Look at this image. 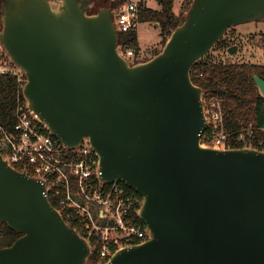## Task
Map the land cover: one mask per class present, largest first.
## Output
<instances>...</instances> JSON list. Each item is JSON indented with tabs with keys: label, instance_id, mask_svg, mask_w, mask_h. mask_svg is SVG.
Returning a JSON list of instances; mask_svg holds the SVG:
<instances>
[{
	"label": "water",
	"instance_id": "95a60500",
	"mask_svg": "<svg viewBox=\"0 0 264 264\" xmlns=\"http://www.w3.org/2000/svg\"><path fill=\"white\" fill-rule=\"evenodd\" d=\"M90 5L4 0L0 44L49 132L69 148L87 139L99 179L144 198L151 239L89 263V243L45 183L0 154V225L22 234L0 249V264H264V151L201 145L204 90L191 77L231 28L264 18V0H194L160 53L137 64L118 51L112 9L89 14ZM253 80L264 97V80Z\"/></svg>",
	"mask_w": 264,
	"mask_h": 264
},
{
	"label": "built area",
	"instance_id": "2783aa9c",
	"mask_svg": "<svg viewBox=\"0 0 264 264\" xmlns=\"http://www.w3.org/2000/svg\"><path fill=\"white\" fill-rule=\"evenodd\" d=\"M114 22L119 33L137 28L138 3H125L114 13ZM118 51L129 60H140L134 49L119 46ZM10 61L0 58V76L14 75L24 81L22 71ZM202 101L208 124L201 145L230 149L233 137L225 127L222 101L210 95H203ZM15 116L12 124L0 123V154L10 167L45 183L49 200L52 195L57 204L55 209L69 225L73 222L81 227L92 254L95 250L101 259L99 263L151 239L140 217L144 198L123 183L99 179L100 156L87 139L78 148L67 147L27 102L19 103ZM236 139L247 143L243 132ZM260 146L264 151V138Z\"/></svg>",
	"mask_w": 264,
	"mask_h": 264
},
{
	"label": "trees",
	"instance_id": "16d2710c",
	"mask_svg": "<svg viewBox=\"0 0 264 264\" xmlns=\"http://www.w3.org/2000/svg\"><path fill=\"white\" fill-rule=\"evenodd\" d=\"M3 1L0 0V31L2 30L1 6ZM89 1H91V5L88 13L94 14L103 7L111 8L113 13H115L130 0ZM147 1H139V23L158 24L161 30L160 44L163 47L171 33L186 21L188 13L184 17L176 15L175 0H155L159 5L158 10L147 7ZM193 1L188 0L189 10ZM94 3H97V5L95 6ZM119 46L134 49L137 55H140L141 48L138 41L137 28L127 33L120 32ZM158 53L160 51H157L155 55ZM8 60H10L9 57ZM202 60L193 66L191 77L194 84L204 90L205 96H214L222 101L225 127L233 137L230 147L263 149L260 146V140L264 138V97L253 77L258 76L264 80V65L226 63L222 61L203 62ZM140 62L144 61L135 60L134 64ZM11 63L16 67L13 62ZM23 79L24 81L26 80L24 74ZM24 81H19L18 77L14 75L0 76V123L4 125L14 123L19 103H26L22 94V88L26 83ZM242 132L246 136L247 143L238 142L236 139ZM50 201L54 207H57L52 195H50ZM70 226L83 236L81 227L77 223L72 222ZM21 236V233L14 231L7 223L1 224L0 249L11 246ZM99 262H101V259L94 250L89 263Z\"/></svg>",
	"mask_w": 264,
	"mask_h": 264
},
{
	"label": "rangeland",
	"instance_id": "374dc122",
	"mask_svg": "<svg viewBox=\"0 0 264 264\" xmlns=\"http://www.w3.org/2000/svg\"><path fill=\"white\" fill-rule=\"evenodd\" d=\"M139 4L140 0H133ZM147 7L158 10L159 5L155 0H148ZM175 14L184 17L188 13V0H175ZM2 24V20H1ZM138 41L141 48L139 59L148 61L155 56L157 51L162 50L161 30L155 24L139 23L137 27ZM228 39H234L233 45L238 47L235 54L228 53L227 43H218L210 53L202 60L203 62L222 61L226 63L264 65V18H256L245 24L231 28ZM226 33V34H227ZM232 43V42H231ZM231 45V46H233ZM0 58L8 60L7 53L0 44ZM132 63L135 59H130Z\"/></svg>",
	"mask_w": 264,
	"mask_h": 264
},
{
	"label": "flooded vegetation",
	"instance_id": "af4514ba",
	"mask_svg": "<svg viewBox=\"0 0 264 264\" xmlns=\"http://www.w3.org/2000/svg\"><path fill=\"white\" fill-rule=\"evenodd\" d=\"M227 37H228V33L225 35V37L221 40V42L223 43V42H225V43H227V45H228V49L230 48V47H232L231 45H233V41H234V39H228V41L226 40L227 39ZM220 42V43H221ZM232 42V43H231ZM233 46H235V45H233Z\"/></svg>",
	"mask_w": 264,
	"mask_h": 264
},
{
	"label": "crops",
	"instance_id": "0c3cea01",
	"mask_svg": "<svg viewBox=\"0 0 264 264\" xmlns=\"http://www.w3.org/2000/svg\"><path fill=\"white\" fill-rule=\"evenodd\" d=\"M156 27V26H155ZM161 42V41H160ZM160 42H157V44L155 45V46H157V45H159L160 44Z\"/></svg>",
	"mask_w": 264,
	"mask_h": 264
}]
</instances>
